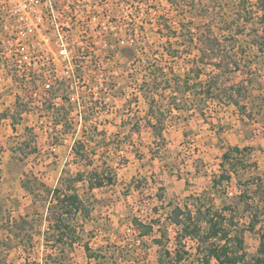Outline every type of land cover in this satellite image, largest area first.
Instances as JSON below:
<instances>
[{
	"label": "rangeland",
	"instance_id": "374dc122",
	"mask_svg": "<svg viewBox=\"0 0 264 264\" xmlns=\"http://www.w3.org/2000/svg\"><path fill=\"white\" fill-rule=\"evenodd\" d=\"M236 2L149 0L156 19L115 24L118 35L100 39L92 62L75 70L76 84L19 72L12 53L0 49V264H159L154 240L166 229L162 240L172 253L177 249L169 212L196 198L248 220L249 208L264 201V53L249 49L245 35L240 47L226 50L191 38L210 35L208 9L214 17L225 5L231 18ZM233 56L240 60L236 71ZM216 78L220 99L210 101L204 84ZM246 78L247 97L234 92L243 110L226 96ZM171 104L182 110L170 113ZM230 148L247 150L245 166L214 187ZM92 170L114 176L93 191L87 182L76 184L91 208L81 221L82 240L46 245L47 190ZM26 215L36 228L32 244L2 227ZM135 220L154 231L141 236ZM259 229L246 233L250 254L259 249ZM185 242L192 255L182 264H199L197 244Z\"/></svg>",
	"mask_w": 264,
	"mask_h": 264
},
{
	"label": "trees",
	"instance_id": "16d2710c",
	"mask_svg": "<svg viewBox=\"0 0 264 264\" xmlns=\"http://www.w3.org/2000/svg\"><path fill=\"white\" fill-rule=\"evenodd\" d=\"M181 1L184 0H175L174 4L179 5ZM173 2L174 0H172ZM218 9L213 14L214 17L210 16L209 11L211 10L206 11V22L209 24L210 35L208 33L193 34V37L191 36L192 40L195 36V42L193 43L207 47L214 42L221 50L234 49L240 47V37L245 35L244 44L249 49L264 53V0H237L235 12L231 18L227 17L225 5L221 4ZM216 25L219 26V35L213 33ZM239 54L245 55L241 52ZM231 61L235 66V71L239 69L240 60L237 56H233ZM218 81L219 79L216 78L204 84L208 87L206 93L210 101L220 99V92H213V89L218 85ZM228 81L231 83V78H228ZM248 81V78H246L240 80L238 84L230 86L232 91L226 96L236 107H242L243 110L245 107L240 106V100L235 98L234 92L240 99H245L247 97L245 83ZM221 91L223 93L224 90ZM224 93H227V91H224ZM174 110L181 111L182 109L171 104L169 112L173 113ZM78 145H81V142H77L75 147H78ZM246 151V149L230 148L223 154L219 165L220 175L218 179L213 180L214 187L219 184L230 183L233 175H238L240 168L245 166ZM113 176L110 172H99L97 170L85 173L78 172L74 177L64 178L60 187L47 190L51 198L46 216L48 226L43 232L46 245H50V239H53V243L56 244H51L52 246L55 245L53 247L59 244L74 245L82 240L83 225H81V221H86L91 216V208L90 204H87L88 201L79 193L76 184L87 182L88 189L93 191L111 184ZM30 191L31 194H34V189ZM255 200L256 198H253V201ZM204 201L196 198L191 202L192 204L185 203L183 206L178 204L169 212L168 221L174 227L177 249L172 253L167 247V242L162 240V237L164 239L168 236V230L166 229L163 236L154 240V243L160 247L159 264H182L187 257L192 255L186 250V240H192L197 244L194 256L199 264H212L213 262L217 264H264V201L259 200L260 204H257L259 206L262 204V206H258L256 209L254 207L249 208L248 220L244 223H241L228 208L217 209L212 202L207 204ZM242 201L247 207L250 205L248 201ZM32 221L35 220L32 219ZM6 223L2 227L13 238H16L19 234H25L28 242L33 243L36 228L31 223L29 215L20 216L12 221L8 220ZM135 225L141 236H146L154 231L151 224L145 225L135 220ZM259 225V249L255 254H250L245 248V236L247 232H256ZM86 247L88 249V245ZM167 257L169 259H166ZM59 263L56 262V264ZM25 264H32V262L27 260ZM45 264L50 263L46 262Z\"/></svg>",
	"mask_w": 264,
	"mask_h": 264
},
{
	"label": "built area",
	"instance_id": "2783aa9c",
	"mask_svg": "<svg viewBox=\"0 0 264 264\" xmlns=\"http://www.w3.org/2000/svg\"><path fill=\"white\" fill-rule=\"evenodd\" d=\"M149 5V0H0V49L12 53L19 72L44 76L47 83L76 84L75 70L92 62L100 39L118 35L115 24L156 19Z\"/></svg>",
	"mask_w": 264,
	"mask_h": 264
}]
</instances>
